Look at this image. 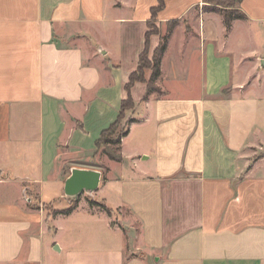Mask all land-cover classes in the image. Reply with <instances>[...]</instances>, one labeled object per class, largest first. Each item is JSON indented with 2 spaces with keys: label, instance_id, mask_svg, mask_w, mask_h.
Segmentation results:
<instances>
[{
  "label": "crops",
  "instance_id": "0c3cea01",
  "mask_svg": "<svg viewBox=\"0 0 264 264\" xmlns=\"http://www.w3.org/2000/svg\"><path fill=\"white\" fill-rule=\"evenodd\" d=\"M156 3L0 0V264H264V50L237 41L254 21L264 48V0H242L229 27L203 0H166L162 93L145 98L126 83ZM128 93L122 158L94 160ZM72 166L101 170L91 197L110 214L87 198L67 214L27 205L31 190L68 206Z\"/></svg>",
  "mask_w": 264,
  "mask_h": 264
},
{
  "label": "trees",
  "instance_id": "16d2710c",
  "mask_svg": "<svg viewBox=\"0 0 264 264\" xmlns=\"http://www.w3.org/2000/svg\"><path fill=\"white\" fill-rule=\"evenodd\" d=\"M242 0H218V3H221L225 5L224 9H219L216 7H207L204 6L205 9L207 10H216L221 12L225 25L226 27H229L231 25V21L234 18H245L246 14L242 9L238 6V4ZM166 0H157V3L151 7V18L147 21L148 24V30L145 33V42H144V48L139 54L138 58V65L136 69H134L130 74H129V79L128 82L126 83V88L129 91L131 85L136 81V80H142L146 82L147 85V90L145 94V98L148 96V94L152 91H157L159 94L162 93L160 87L157 84V79L160 74V63H161V58L162 55L165 51L166 45H167V40L169 37V33L173 29L174 25L176 24V19H171L167 21V26H166V31L165 33L161 34L159 36V42L157 46L154 48L153 54H152V59L149 57V41H150V27L152 23V18H156L158 11L163 9L165 6ZM143 67H149L150 69V75L148 78H145L143 76ZM225 92L226 90L223 89ZM134 102L133 99L128 93L127 97H125L121 101V107L119 109L118 115L116 119L109 124L108 127L104 128L101 132L99 137L97 138L95 144H96V149L104 144L108 145L107 147L103 148L102 151H104L105 154H107L110 158L115 159V160H120L122 158V155L119 151V144L121 142V137L126 134L127 130L122 132L119 137H117L115 140H112L110 137L112 129H114L115 125L119 121L120 117L123 116L125 109L128 106H133ZM118 144L117 148H112L110 145ZM88 201L90 205H98L100 208L104 209L108 214L111 213V208L107 206V204L104 201H100L97 199H94L92 197H88ZM78 199H70L68 206L64 208H57L54 209L52 212V215L56 213H63L67 214L69 213L74 207L77 206Z\"/></svg>",
  "mask_w": 264,
  "mask_h": 264
},
{
  "label": "rangeland",
  "instance_id": "374dc122",
  "mask_svg": "<svg viewBox=\"0 0 264 264\" xmlns=\"http://www.w3.org/2000/svg\"><path fill=\"white\" fill-rule=\"evenodd\" d=\"M204 3H203V8L204 6H209V7H216V8H219V9H224L225 8V5L221 4V3H218L217 1L218 0H203ZM241 3V2H240ZM240 3L238 4V6L240 7ZM196 7H194L195 9ZM241 9L242 11H244L243 9V6H241ZM207 10V9H206ZM245 12V11H244ZM187 16L188 14L186 15L185 17V25H188L187 23ZM187 19V20H186ZM250 24H247V26H242L240 28V32L238 33V38H237V41L238 42H242V44H244L246 47L248 48H251L252 46H256L258 48V50L260 51L261 50H264V48L260 47L259 45L256 44V39L259 37V29H256V24L254 21H249ZM150 33L151 34H158L159 36L164 32L165 30V26L163 25V23H159L158 20L156 18H152V23H151V27H150ZM251 33V35L249 34ZM258 35V36H256ZM244 36L246 37V39L244 38ZM248 37H251V39L254 40V44L251 43L249 40H248ZM252 44V45H250ZM260 48V49H259ZM149 57L152 59V53L150 54L149 52ZM167 66L169 65V62H167L166 64ZM257 69V68H256ZM259 69L256 70L255 72V75L253 76V78H258V72ZM150 73V69L149 67H143V76L146 78H148V74ZM251 80V79H250ZM227 91H225L226 93ZM134 108V105L133 106H128L125 111H124V114L123 116L120 117L119 121L117 122V124L115 125L114 129H112L111 131V134H110V137L112 138V140H115L117 137H119V135L124 132L126 129H127V126L130 122V119L133 117V113L131 111L130 113V110H133ZM117 145L118 144H112L110 145L112 148H117ZM108 145H100L95 152H97L95 155H93L94 157V160H103L104 157L100 158V156H105V153L104 151H102L103 148L107 147ZM260 153H257L256 155H259ZM97 155V156H96ZM99 164V163H98ZM104 164H102L103 166ZM29 201H27V205H29L30 208H40V206L42 205L44 207V209H47V211L52 214L53 210L54 209H57L58 207H56V205H61L59 202L55 201V202H44V204H40V200H37L36 198L32 197L34 193H31L32 191L29 190ZM63 194V193H62ZM93 193H86V192H83L78 198H87L88 197H91L93 196L92 195ZM61 198H66L64 195H61L60 196V199ZM93 198V197H92ZM68 202L70 201V198H67ZM63 204V203H62ZM114 215V220L113 222H116V220L118 221V217L119 215H122V216H125L128 214V211L127 210H120V209H117L116 211H113L112 213Z\"/></svg>",
  "mask_w": 264,
  "mask_h": 264
},
{
  "label": "water",
  "instance_id": "95a60500",
  "mask_svg": "<svg viewBox=\"0 0 264 264\" xmlns=\"http://www.w3.org/2000/svg\"><path fill=\"white\" fill-rule=\"evenodd\" d=\"M102 172L96 168L72 166L64 180L63 193L66 198L78 199L83 193H93L99 186ZM59 249V246H55Z\"/></svg>",
  "mask_w": 264,
  "mask_h": 264
}]
</instances>
